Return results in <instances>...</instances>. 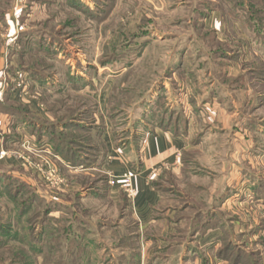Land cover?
Returning a JSON list of instances; mask_svg holds the SVG:
<instances>
[{
	"label": "rangeland",
	"instance_id": "1",
	"mask_svg": "<svg viewBox=\"0 0 264 264\" xmlns=\"http://www.w3.org/2000/svg\"><path fill=\"white\" fill-rule=\"evenodd\" d=\"M105 121L124 162L147 129L194 123L191 149L152 172L161 194L153 231L164 226L166 237L150 252L186 242L167 238L172 222L188 237L227 191L256 206L264 0H0V152L15 161H0V264L132 259L135 174L107 171ZM49 166L64 185L45 181ZM185 244L173 253L179 263Z\"/></svg>",
	"mask_w": 264,
	"mask_h": 264
},
{
	"label": "crops",
	"instance_id": "2",
	"mask_svg": "<svg viewBox=\"0 0 264 264\" xmlns=\"http://www.w3.org/2000/svg\"><path fill=\"white\" fill-rule=\"evenodd\" d=\"M104 125L105 130L101 140L106 145V156L109 157L106 163L107 171L115 175L126 172L135 174L137 196L132 211L136 229L131 236H136L138 241L140 250L138 264H239L233 258L239 246H244L249 253L257 254L260 257L259 264H264V187L262 186L260 195H257L258 199H262H259L254 207L250 206L253 205L250 201L238 203L240 202L237 198L238 194L227 191L222 196L224 199L222 203L214 207L212 215L208 218L206 216L199 218L193 229L188 230V237L185 231L178 228V222H172L176 231L173 235L170 233L167 238L172 237V240L176 238L181 241L185 239L186 242H178L177 245L171 243L164 248L159 246L160 250L157 248L154 253L150 252L152 246L159 243L157 241L165 239L164 226L161 233L156 232L160 235H156L153 231V228L159 226L155 211L159 206L161 194L155 186L152 172L156 168L167 169L179 163L181 155L191 149L195 138L194 123L186 121L182 127L175 130L164 129L162 126L147 129L138 152L125 162L124 158L128 155L115 146L111 122L105 121ZM1 148L0 140V150ZM14 162L10 158L5 160L8 166L15 164ZM124 236L125 234L121 237ZM184 244L188 249L181 255L182 262L179 263L176 258L178 255L173 256V253L178 247L183 248ZM226 246L228 250L223 256ZM166 252L167 255L164 254Z\"/></svg>",
	"mask_w": 264,
	"mask_h": 264
},
{
	"label": "trees",
	"instance_id": "3",
	"mask_svg": "<svg viewBox=\"0 0 264 264\" xmlns=\"http://www.w3.org/2000/svg\"><path fill=\"white\" fill-rule=\"evenodd\" d=\"M67 126V125H66ZM159 126H162L164 129H169V127H170V129H172V130H175V129H178V128H180L181 126H180V124L179 125H177V126H175V127H172V126H164V125H159ZM15 139V137H14V135H12V134H10V135H8L7 137H6V139H7V142H11L12 141V139ZM19 140V137H18V135H16V141H18ZM78 159H82V158H78ZM83 160V159H82ZM85 161H84V163L85 164H87V165H90L91 163H90V161L88 162V161H86V159H84ZM2 236H6V233L4 232V233H2ZM131 237H133L132 239H130V245H132L131 247H129L130 248V252H131V257H132V259H130V260H128V261H126V263L127 264H138V257H139V253H138V250H139V245H138V241L136 240L137 238H136V236H131ZM227 248V246L225 247V250L223 251V256L224 255H226V251L228 250V249H226ZM237 251L235 252V255H234V260L235 261H237L239 264H248L247 263V260L245 259L246 257H248V258H255L254 259V261H252V262H254L255 264H259V262H260V257L257 255V254H252V253H249V252H247V250L244 248V246H239V247H237V249H236ZM243 250H244V252H246V257L245 258H243V256H241L242 255V253H241V251L243 252ZM124 256V255H123ZM251 256V257H250ZM126 258V257H125ZM124 258V259H125ZM137 258V259H136ZM137 260V261H136Z\"/></svg>",
	"mask_w": 264,
	"mask_h": 264
},
{
	"label": "built area",
	"instance_id": "4",
	"mask_svg": "<svg viewBox=\"0 0 264 264\" xmlns=\"http://www.w3.org/2000/svg\"><path fill=\"white\" fill-rule=\"evenodd\" d=\"M23 148H30V144L29 143H24L23 144ZM8 156V153L6 151H1L0 152V161L4 160L6 157ZM43 177L45 179V181L50 184L53 187H60L62 185H64V179H62L57 171L54 168H51L49 166V168L47 170L43 171ZM123 180H124V185H125V191L127 192L129 198H134L136 196V190L134 188L133 185V177L131 175L125 174L123 176Z\"/></svg>",
	"mask_w": 264,
	"mask_h": 264
}]
</instances>
